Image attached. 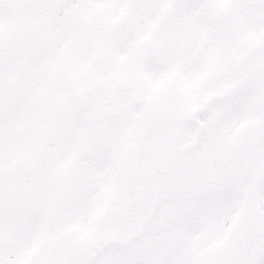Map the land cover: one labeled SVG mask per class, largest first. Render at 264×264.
Instances as JSON below:
<instances>
[{
    "label": "snow or ice",
    "instance_id": "snow-or-ice-1",
    "mask_svg": "<svg viewBox=\"0 0 264 264\" xmlns=\"http://www.w3.org/2000/svg\"><path fill=\"white\" fill-rule=\"evenodd\" d=\"M0 264H264V0H0Z\"/></svg>",
    "mask_w": 264,
    "mask_h": 264
}]
</instances>
